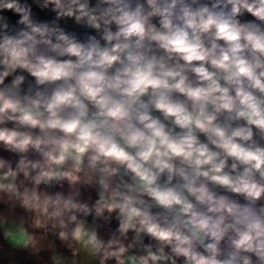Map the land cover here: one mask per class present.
I'll use <instances>...</instances> for the list:
<instances>
[{"label":"clouds","instance_id":"1","mask_svg":"<svg viewBox=\"0 0 264 264\" xmlns=\"http://www.w3.org/2000/svg\"><path fill=\"white\" fill-rule=\"evenodd\" d=\"M0 264H264V0H0Z\"/></svg>","mask_w":264,"mask_h":264}]
</instances>
